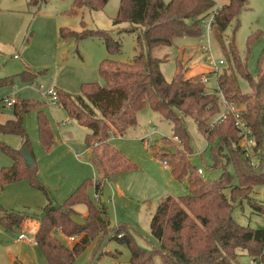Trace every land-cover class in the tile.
<instances>
[{
  "label": "trees",
  "instance_id": "obj_1",
  "mask_svg": "<svg viewBox=\"0 0 264 264\" xmlns=\"http://www.w3.org/2000/svg\"><path fill=\"white\" fill-rule=\"evenodd\" d=\"M72 1V14L82 8L99 12L109 2ZM225 1L214 24L219 34L238 18L249 0ZM47 3L48 0H28V5L38 10ZM215 6L214 0H171L168 3L164 0H120L114 25L125 23L122 30L136 34V56L126 63L105 60L100 68L104 85L85 84L82 95L56 91L69 117L89 130L85 142L92 154L91 163L103 180L87 179L62 204H56L39 181L37 164L28 168L18 150L2 147L13 157L14 163L1 169L0 187L27 179L45 193L47 204L36 218L6 211L0 206V224L6 231L23 235L28 220L36 219L33 240L48 264H74L94 238L101 241L106 237L129 249V264H155L156 258H160L161 264H239L240 252L250 255L255 263L264 264V229L240 225L232 216L235 204L246 201L254 214L264 217V204L252 198L255 187L264 185V55L255 81L232 38L228 49L235 75L217 73L219 89L215 91L207 90L206 84L202 83L204 73L185 77L182 68L168 82L160 69L162 59L154 55L157 49L172 46L177 38L199 37L202 34L201 21ZM61 34L64 38L97 35L104 40L110 53L121 52V43L108 31L76 34L63 30ZM236 75L249 81L251 92L244 94L240 91L235 83ZM22 76L33 81L37 75L24 72ZM9 81L0 80V87L8 85ZM220 92L228 102L244 107L241 113L255 138L253 154L257 163L242 151L241 137L232 116L212 126L214 119L224 111ZM39 106L40 103L32 100L17 101L13 106L14 118L0 123V134L20 135L29 145L24 117ZM146 108L168 121L173 127L174 138L182 143V148H175L174 153L166 151L162 159L164 162L169 158L167 162L169 167L172 166L173 177L180 181L187 179L190 192L179 198L168 196L158 203L150 223L156 240L151 249L141 247L126 226L112 225L107 219V207L96 205L87 194L88 187L93 185L96 195H100L107 178L137 169L130 159L110 145L109 140L112 136H125L128 130L136 127L137 115ZM186 118L194 121L198 132L206 138L207 146H212L211 168L222 171L219 179L207 181L191 165L187 155L193 151ZM37 124L40 144L45 149L51 148L55 142L54 133L42 110L37 112ZM169 140L164 139L166 146L170 144ZM230 166L234 174L229 171ZM226 190H230V196L226 195ZM78 205L87 207L82 226L71 218L72 215L79 216L75 210ZM59 231L68 237H79V240L70 248L57 236Z\"/></svg>",
  "mask_w": 264,
  "mask_h": 264
},
{
  "label": "rangeland",
  "instance_id": "obj_2",
  "mask_svg": "<svg viewBox=\"0 0 264 264\" xmlns=\"http://www.w3.org/2000/svg\"><path fill=\"white\" fill-rule=\"evenodd\" d=\"M170 1L164 0L166 3ZM214 1L216 5L225 2ZM72 4V0H48L38 10L30 7L28 0H0V80L10 79L8 85L0 87V123L14 118L13 107L4 105L6 99L18 102L32 100L41 104L26 113L24 128L37 160L39 181L56 204H62L87 179L97 181L103 180V177L91 163V151L85 142L89 130L69 117L59 99L55 106L48 92L55 90L72 96L82 95L85 84L104 85L100 68L105 60L126 63L138 53L136 34L122 30L126 27L125 23L114 25L120 0H109L104 10L99 12L82 8L77 14L70 12ZM63 30L76 34L108 31L121 43V52L110 53L104 40L97 35L64 38L61 36ZM203 38L202 31L199 37L177 38L172 46L155 51L154 55L163 61L160 69L168 82L182 68L185 77L204 73L203 78L209 79L207 90L215 91L219 88L216 72L235 75L228 49L232 38L248 72L256 81L260 73L259 62L264 55V0H249L224 33L219 34L213 26L211 53L202 51L201 47L206 44ZM212 57L215 62L223 60L225 64L215 66ZM262 69L264 71V61ZM24 72L37 76L33 81L25 80L22 76ZM235 83L242 93L251 92L249 81L242 76L236 75ZM237 108L242 110L244 107ZM40 110L48 117L54 133L55 142L50 151H46L39 141L37 112ZM137 120L136 127L128 130L125 136H112L109 140L110 145L121 151L137 169L107 178L99 202L93 185L88 187L87 194L96 205L107 207V219L112 225L126 226L141 247L151 249L156 240L150 223L158 203L168 196L179 198L190 192L187 179L177 180L172 176L171 165L168 169L163 167L162 156L166 154V147L182 148V143L174 138L172 125L150 108L141 111ZM186 124L193 151L187 155L191 165L204 171L205 180L219 179L222 171L211 168L212 146H207L206 138L198 132L193 120L186 118ZM164 139H170V144L166 146ZM25 143L20 135L0 134V171L14 163L13 157L2 147L9 146L19 151ZM166 160L169 161V158ZM254 162L257 163L256 158ZM229 171L234 174L232 166ZM225 193L230 196V190ZM252 198L264 204V185L255 187ZM46 204L45 193L32 186L27 179L0 187V206L6 211L36 218ZM75 210L79 216H87L85 205H78ZM232 216L240 225L264 229V217L254 214L246 201L235 204ZM30 221L25 235L33 241L36 219ZM19 235V232L6 231L0 224V264H48L40 249L19 240ZM57 236L70 248L75 244L61 231ZM130 257L129 249L117 241L107 237L101 241L94 238L74 264H129ZM238 262L259 263L244 252H240ZM154 263L161 264L160 258H156Z\"/></svg>",
  "mask_w": 264,
  "mask_h": 264
},
{
  "label": "built area",
  "instance_id": "obj_3",
  "mask_svg": "<svg viewBox=\"0 0 264 264\" xmlns=\"http://www.w3.org/2000/svg\"><path fill=\"white\" fill-rule=\"evenodd\" d=\"M223 5H216L215 8L213 9V11L211 12V14L203 19L201 21V27H202V31L203 34L205 35V38L202 39V41H206V44H203V46L201 47L203 52L206 53H211V47H210V38H211V33L213 30V26L216 23V19L217 16L221 10ZM211 61L214 63L215 66H221L224 65L225 62L223 60H220L219 63L215 62L213 57L211 58ZM218 72H216V75L218 76L219 74H217ZM202 83L204 84H208L209 83V79L204 77L201 79ZM219 89V88H218ZM48 95L51 96V101L52 103L57 106V100H58V96H57V92L55 90H50L48 92ZM220 99L221 102L224 105V111L218 115L213 123L212 126H216L219 123L223 122L224 120L227 119L228 116H232L235 120V126L238 129V133L239 136L241 137L240 140V146L242 148V151L244 152V154L251 158L253 163H254V154H253V148L255 147V138L253 136V132L250 128V126L248 125V123L246 122V120L244 119L241 110L237 108V106L234 103H230L226 100L225 96L220 92ZM16 100L14 99H6L4 101V105L7 107H13L16 104ZM177 140V138H175ZM163 167L165 169L169 168V164L167 161L163 162ZM198 173L203 177L204 176V171L202 169H198ZM97 197V202L100 201V197L99 195H96ZM20 240L26 241L31 243V240L27 238L26 235H20L19 237ZM69 239L73 242H76L79 240V237H69ZM259 264V263H257Z\"/></svg>",
  "mask_w": 264,
  "mask_h": 264
},
{
  "label": "water",
  "instance_id": "obj_4",
  "mask_svg": "<svg viewBox=\"0 0 264 264\" xmlns=\"http://www.w3.org/2000/svg\"><path fill=\"white\" fill-rule=\"evenodd\" d=\"M166 150L168 152L174 153L176 149L173 148V147H166ZM18 153L23 158V160L25 161V163H26L28 168H31V167H33L36 164L35 158H34L32 152H31V150L29 148V145L27 143H25L22 146V148L18 151ZM71 218L76 224H78L80 226L85 224V219L83 217H81V216L72 215Z\"/></svg>",
  "mask_w": 264,
  "mask_h": 264
},
{
  "label": "crops",
  "instance_id": "obj_5",
  "mask_svg": "<svg viewBox=\"0 0 264 264\" xmlns=\"http://www.w3.org/2000/svg\"><path fill=\"white\" fill-rule=\"evenodd\" d=\"M225 1V0H224ZM226 3V1L224 2V3H222L221 5H224ZM52 148V147H51ZM51 148H49V149H45L46 151H50V149ZM87 149H88V147H87ZM89 150V149H88ZM90 151V150H89ZM31 152H32V150H31ZM33 153V152H32ZM92 155V154H91ZM33 156H34V154H33ZM35 162L37 163V160L35 159ZM30 220H32V219H30ZM30 220H28V222H27V224H26V228L25 229H27L28 227H29V225H28V223H31V221ZM33 221V220H32ZM36 230H37V223H35V227H34V231H33V236H34V234H35V232H36ZM25 233H26V231H25ZM25 233L23 234V235H25ZM19 237H20V235H19ZM34 239V238H33ZM20 240V239H19ZM21 241H23V240H21ZM29 243V242H28ZM30 244H34L35 245V247H37L38 248V246L36 245V243L34 242V240L32 241L31 240V243ZM16 263V262H15ZM14 263V264H15Z\"/></svg>",
  "mask_w": 264,
  "mask_h": 264
}]
</instances>
